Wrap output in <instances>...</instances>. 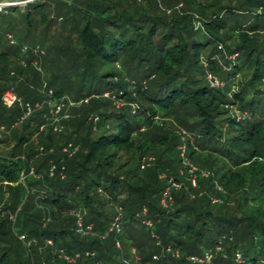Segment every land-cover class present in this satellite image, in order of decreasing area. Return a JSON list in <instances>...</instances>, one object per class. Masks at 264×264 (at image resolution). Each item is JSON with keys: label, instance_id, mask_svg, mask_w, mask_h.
<instances>
[{"label": "trees", "instance_id": "1", "mask_svg": "<svg viewBox=\"0 0 264 264\" xmlns=\"http://www.w3.org/2000/svg\"><path fill=\"white\" fill-rule=\"evenodd\" d=\"M0 128V264H264V0L0 8Z\"/></svg>", "mask_w": 264, "mask_h": 264}, {"label": "built area", "instance_id": "2", "mask_svg": "<svg viewBox=\"0 0 264 264\" xmlns=\"http://www.w3.org/2000/svg\"><path fill=\"white\" fill-rule=\"evenodd\" d=\"M23 2H27V1L26 0H17V1L0 0V7L8 6V5H16V4L23 3ZM209 78H210V80L212 81L213 84H219V79L217 77H215V76L210 74ZM18 100H19L18 94L12 88L6 89L4 91V93H3V95H2V101L7 107L13 106ZM58 101L56 100V101L52 102L53 103L52 106L54 107V111H56V112H59L62 109V104H61V102H58ZM31 111H32L31 104L27 103V110H26V113H25L24 117L27 116ZM65 117H67V116H65ZM54 128H55V130H62L63 125H56ZM76 149H77V147L74 146L72 142H69L67 145H65L63 147V150L65 152H67L69 155H72L75 152ZM180 149H181V154L184 156L185 155V150H186L185 145L184 144L181 145ZM150 162H151V157H149V158L144 157L143 160H142V167H144L145 165H149ZM183 162H184V164L186 166L189 167V171L192 174V182H193L194 185H196L197 184V180H196L197 167L185 156H184ZM57 168H58L57 164L53 163L51 165L50 169H49L50 174L53 175ZM62 169H64V166L62 167ZM202 174H208V172L207 171H202ZM162 176H166V175L163 174ZM169 183H170V185L168 186V189L165 191V196L169 195V190H170L171 186H178L179 185L172 178L169 179ZM163 201L165 202V199H163ZM77 216H78V220L77 221H78V226H79L78 229H79V231H83V232L90 231L91 230V225L87 226L86 228L84 227L83 215L80 212H78ZM120 218H121V215H118L116 217V219L113 221L112 225L110 226L111 230L112 229L120 230ZM147 223L151 224L150 221H147ZM20 237L22 239H24L25 235L22 234ZM64 256L67 259H69V260H75L76 257L78 256V254L74 255V256L68 255V254H64ZM237 256L241 257V253L238 252ZM212 257H213V254H212L211 251H205L202 256L194 254V255H190L189 259H191L192 261H195V262H208V263H210L211 260H212Z\"/></svg>", "mask_w": 264, "mask_h": 264}, {"label": "rangeland", "instance_id": "3", "mask_svg": "<svg viewBox=\"0 0 264 264\" xmlns=\"http://www.w3.org/2000/svg\"><path fill=\"white\" fill-rule=\"evenodd\" d=\"M30 1H32V0H30ZM29 1H27V2H23V3H19V4H16V5H19V6H21L22 8L25 6V4L26 3H28ZM5 6H3V7H0V8H4ZM52 28H53V30L52 31H49L50 33H52V32H54L55 33V37H57L60 33L57 31V27H58V23H55L54 25L52 24V26H51ZM68 32V30L66 29L65 31H64V34L65 33H67ZM15 39V38H14ZM16 40V39H15ZM45 48H42V53H45ZM39 57H37V59H35V63H36V65L41 69V70H43L44 69V67H43V69H42V67L40 66V63H39ZM14 60L12 59L11 61H10V66H13V64H14ZM43 87L45 88V84L43 85ZM19 96V95H18ZM68 96V95H67ZM17 102H20L21 104H23V100L21 99V98H19V100L17 101ZM53 101H50V100H45V103H47L48 104V109H49V113H50V115H48V118L49 119H52L53 121H54V125L56 126V125H63L61 122V118L63 117V116H67V117H69V115H70V113H71V109H72V107L75 105V104H77V102H75L74 103V101L72 100V99H69V97H67V100H65V98L64 99H61V100H59L58 102H61V104H62V109L59 111V112H56V111H54V107L52 106V103ZM43 105V103L42 102H37L36 104H35V106L34 105H32L31 104V107H32V111H33V109L34 108H36V107H41ZM25 113L26 112H24V114L22 115V117H21V119H23L24 118V115H25ZM15 119H17V117H14ZM21 121V120H20ZM25 124L26 123H20V122H17L16 123V128H15V130H22L23 129V127L25 126ZM43 127H44V125H43ZM45 128V127H44ZM3 128H0V130H1V132L3 131L2 130ZM55 129V128H54ZM13 144H14V140H6V141H4L3 143H1L0 144V153H2V152H6V151H8V150H11L12 149V146H13ZM69 155V154H68ZM180 155L183 157V155L180 153ZM69 156H71V155H69ZM184 156H186V154L184 155ZM144 157H147V158H149V157H151V162L154 160V157H152V156H143V158ZM143 160V159H142ZM132 257H134L133 259H134V261L135 260H137L139 257H138V253H136V252H133L132 253ZM132 261V260H131Z\"/></svg>", "mask_w": 264, "mask_h": 264}, {"label": "water", "instance_id": "4", "mask_svg": "<svg viewBox=\"0 0 264 264\" xmlns=\"http://www.w3.org/2000/svg\"><path fill=\"white\" fill-rule=\"evenodd\" d=\"M12 1H17V0H12ZM26 1H30V0H26Z\"/></svg>", "mask_w": 264, "mask_h": 264}]
</instances>
